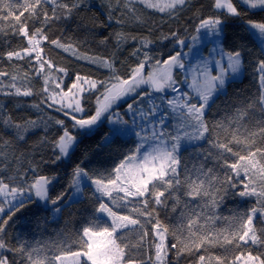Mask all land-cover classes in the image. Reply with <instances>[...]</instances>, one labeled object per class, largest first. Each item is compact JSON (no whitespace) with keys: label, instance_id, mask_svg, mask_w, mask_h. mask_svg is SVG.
<instances>
[{"label":"snow or ice","instance_id":"snow-or-ice-1","mask_svg":"<svg viewBox=\"0 0 264 264\" xmlns=\"http://www.w3.org/2000/svg\"><path fill=\"white\" fill-rule=\"evenodd\" d=\"M103 3L108 21L123 24L125 15L130 14L135 22L142 24L144 21L137 15L136 4L173 17L189 0H103ZM87 5L88 0H0V33L7 34L2 22L11 18L7 29L26 41L18 49L0 53V59L26 60L28 67L34 70L33 76L0 71V95H39L40 104H32V108L42 111L41 105H46L63 113L78 133L89 134L107 122L105 144L128 136L137 138L135 148L115 167L89 172L77 165L67 185L72 190L69 207L83 198L84 188L91 185L92 195L98 202L96 212L106 214L110 224L100 223L101 218L97 216L74 239L65 238L53 244L18 237L15 245L8 243L5 227L16 212L35 198L53 205V212L59 214L65 206L61 202L68 194L62 190L55 196L50 195V186L57 177L38 174L39 164H30L27 171L17 167L15 175L5 177L11 163L7 151L11 142L0 136V264H136L131 249L144 247L149 226L154 236L148 247L154 248V258L148 255L139 264H167L169 251L173 249L177 258L185 253L203 252L197 256L196 264H213V261L215 264H264V251L255 255L251 251L256 246L264 249V118L253 123L250 117V111L264 114V59L256 62L258 94L247 103L241 101L230 113L226 111L221 119L210 121L206 114L211 113L215 105L213 97L227 95L230 75L235 76L242 70L243 46L232 51L222 47L214 49L219 59L214 61L217 72L213 75L209 61L186 67L181 52L163 60L153 57L143 51L151 43L143 38L140 47L131 53L138 62L126 77L121 76L115 67L114 55L105 58L81 54L72 42L48 38L46 29H50L52 22L70 19ZM212 7L219 14L201 19L197 32L204 29L219 37L224 24L221 15L241 18L245 15L241 7L254 14L264 12V0H239V5L234 0H213ZM117 11L119 19L115 16ZM245 23L250 34L260 40L261 55H264V20L249 19ZM173 35L178 45L186 46L176 33ZM114 36L117 48L129 39H137L123 32ZM45 41L78 59L108 69L110 75L104 80H95L77 73L65 90L63 78L68 71L45 55ZM176 72H183L184 79L178 80ZM4 77H8L7 83ZM35 77L43 81L38 91L33 90ZM183 85H187V91L182 90ZM98 90L95 110L85 117L84 93ZM169 91L175 95L169 96ZM121 101L127 105L123 114L114 107ZM48 119L62 130L52 141L57 152L52 161L55 163L75 150L77 136L64 120ZM0 123L13 130L17 140H23L29 128L38 126L36 120L13 121L2 104ZM200 141L207 143L208 148L199 145ZM185 146H195V154L201 157L197 164L190 166L188 158L183 157L181 149ZM15 159L19 162L20 158ZM208 161H212V167H206ZM29 171L33 174L31 178H28ZM228 196L250 198L254 204L225 218L228 227L218 229L215 223L221 217L216 209ZM120 209L124 210L123 214ZM177 209L180 211L175 223L166 224L160 219V211L177 213ZM130 234L138 237L135 243L131 242ZM169 236L174 241L170 246ZM229 246L238 250L230 260L208 254L217 247L228 251Z\"/></svg>","mask_w":264,"mask_h":264}]
</instances>
